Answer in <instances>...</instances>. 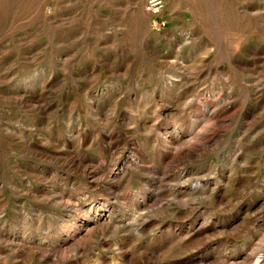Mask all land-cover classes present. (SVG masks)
<instances>
[{
  "label": "rangeland",
  "instance_id": "obj_1",
  "mask_svg": "<svg viewBox=\"0 0 264 264\" xmlns=\"http://www.w3.org/2000/svg\"><path fill=\"white\" fill-rule=\"evenodd\" d=\"M0 0V264H264V0Z\"/></svg>",
  "mask_w": 264,
  "mask_h": 264
},
{
  "label": "built area",
  "instance_id": "obj_2",
  "mask_svg": "<svg viewBox=\"0 0 264 264\" xmlns=\"http://www.w3.org/2000/svg\"><path fill=\"white\" fill-rule=\"evenodd\" d=\"M165 4L163 0H148L146 11L152 16V28L156 32H162L168 26V21L161 17Z\"/></svg>",
  "mask_w": 264,
  "mask_h": 264
}]
</instances>
